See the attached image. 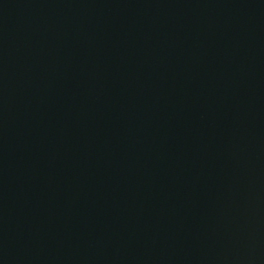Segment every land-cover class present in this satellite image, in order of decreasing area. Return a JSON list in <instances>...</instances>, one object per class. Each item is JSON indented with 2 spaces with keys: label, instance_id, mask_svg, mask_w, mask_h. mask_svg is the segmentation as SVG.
<instances>
[{
  "label": "water",
  "instance_id": "obj_1",
  "mask_svg": "<svg viewBox=\"0 0 264 264\" xmlns=\"http://www.w3.org/2000/svg\"><path fill=\"white\" fill-rule=\"evenodd\" d=\"M0 264H264V0H0Z\"/></svg>",
  "mask_w": 264,
  "mask_h": 264
}]
</instances>
